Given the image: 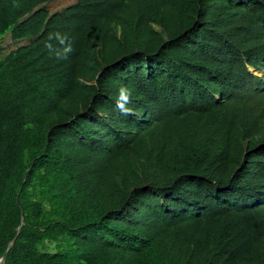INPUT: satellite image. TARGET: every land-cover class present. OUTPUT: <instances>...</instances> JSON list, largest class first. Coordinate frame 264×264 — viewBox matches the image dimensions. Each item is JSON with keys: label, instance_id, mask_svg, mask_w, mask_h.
<instances>
[{"label": "trees", "instance_id": "trees-1", "mask_svg": "<svg viewBox=\"0 0 264 264\" xmlns=\"http://www.w3.org/2000/svg\"><path fill=\"white\" fill-rule=\"evenodd\" d=\"M7 1L0 42L43 33L45 44L0 52L4 264H264V199L246 205L264 194V175L243 168L211 186L190 161L198 138L230 160L264 145V81L239 66L244 54L262 61L264 25L224 39L178 26L170 36L179 14L168 8L162 33L124 34L90 57L87 36L119 14L114 0L56 13L47 4L65 0H19L8 24ZM255 3L250 23L264 17ZM58 36L72 39L65 58L52 53ZM108 57L115 74L96 80ZM205 86L226 88L227 102ZM184 164L186 178L171 181Z\"/></svg>", "mask_w": 264, "mask_h": 264}, {"label": "clouds", "instance_id": "clouds-1", "mask_svg": "<svg viewBox=\"0 0 264 264\" xmlns=\"http://www.w3.org/2000/svg\"><path fill=\"white\" fill-rule=\"evenodd\" d=\"M77 1L65 0L62 2H51L47 4V8L51 13L62 12L66 8L75 5ZM18 2L19 0H8L2 5L5 10L4 18H9L7 24L11 20V17L17 14ZM114 2L115 6L119 8V14L110 18V21L99 22L96 25L97 28L94 27L87 36L90 39L85 42L86 48L84 53L90 57L98 54L102 56V54L107 53L109 50L122 45L120 40L124 34L143 37L148 35L145 34L146 32L151 31L154 32L152 33V37H155L162 33L164 31L163 23L167 18L168 8L171 10L176 9L179 17L181 16L176 21H171L166 24L170 36H172L170 31L178 26V28L189 27L196 31L199 36H204L209 39H224L228 38L234 32L243 33L246 31L245 34H251L264 25V17L258 19V23L248 22V19L255 14L258 8L255 0H177L176 4L174 0H114ZM151 3L152 5L150 6ZM51 6H57V8L51 10ZM217 6L220 11L222 10V14L221 12H215L214 15L209 8ZM7 37H11V35H6L0 42L2 56L7 55L3 53L1 46L3 40ZM58 38L60 44L52 49V53L59 58H65L72 51V39L68 36H58ZM254 38L251 35L249 40H253ZM38 39L44 41L43 33H39L36 38L20 39L17 42L12 40L18 45L22 43L21 46H18L13 51L21 48L35 51V46L42 43L38 42ZM81 40L79 37L75 43V47H77ZM166 41L168 42L167 38ZM262 52L263 57L261 62H254L252 60V54H244L240 57L239 66L250 76L264 81V45L262 46ZM42 54L45 58L47 57L46 52H42ZM111 57L103 61L102 70L97 75L96 80L103 72L115 74L114 66L109 60ZM24 67H26V59L24 61ZM210 77L218 79V74L210 72ZM261 89H264V86ZM211 94L219 105L227 102L225 98L228 96V90L226 88H222V91L214 89L212 92L209 87L205 86V97ZM129 111L125 110L124 112L128 113ZM251 152V157L243 156L240 159L230 160L219 150L208 147L198 138L195 141V151L190 157V161L195 162L198 159L200 161L199 174L201 179L211 186H216L225 182L230 175L236 174L243 168H253L254 175H264V145L253 147ZM186 176V164H184L181 170L172 174L170 180L178 182L186 178ZM261 198L264 199V194L251 195V200L246 205L255 204ZM192 205L193 210L196 211L198 209L196 204Z\"/></svg>", "mask_w": 264, "mask_h": 264}, {"label": "rangeland", "instance_id": "rangeland-1", "mask_svg": "<svg viewBox=\"0 0 264 264\" xmlns=\"http://www.w3.org/2000/svg\"><path fill=\"white\" fill-rule=\"evenodd\" d=\"M57 8V6H51V10H55ZM21 44H16L12 41L11 37H7L3 40V42L1 43L2 49H3V53L4 54H8L9 52L15 50L18 48V46H21Z\"/></svg>", "mask_w": 264, "mask_h": 264}, {"label": "water", "instance_id": "water-1", "mask_svg": "<svg viewBox=\"0 0 264 264\" xmlns=\"http://www.w3.org/2000/svg\"><path fill=\"white\" fill-rule=\"evenodd\" d=\"M20 229H19V233H20ZM13 245V243L11 244ZM5 259H6V256H4L2 259H0V264H4L5 263Z\"/></svg>", "mask_w": 264, "mask_h": 264}]
</instances>
